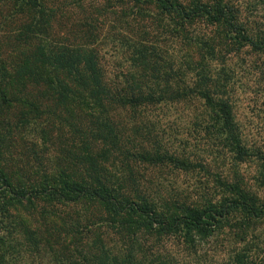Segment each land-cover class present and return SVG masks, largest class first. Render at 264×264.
<instances>
[{
    "label": "trees",
    "instance_id": "16d2710c",
    "mask_svg": "<svg viewBox=\"0 0 264 264\" xmlns=\"http://www.w3.org/2000/svg\"><path fill=\"white\" fill-rule=\"evenodd\" d=\"M52 1L0 0V31L10 23L17 25L14 36L0 38V158L8 146L22 149L16 138L21 140L30 124L46 117L55 119L60 130L84 139L83 152L96 145L102 153L96 159L85 153L70 158L71 163L87 164L83 174L69 167L51 174L39 163L41 174L36 178L19 176L13 182L0 171V264H21L27 254L47 255L54 264H179L161 245L163 238H176L195 251L233 211L248 223L260 219L264 202L220 177L216 182L232 192L233 199L201 209L182 204L176 208L179 214H161L139 191L137 203L119 191L118 181L104 172L100 158L120 160L127 170L133 162L187 172L204 165L165 146L150 130L140 134L141 142L131 148L128 129L113 121L117 111L139 116L138 110L144 108L198 104L208 113L202 125L217 140V149L239 163L251 155L241 143L231 104L213 75H204L190 64L182 71L166 63L165 53L142 39L128 42L132 50L128 60L136 71L127 70L113 80L97 52L45 41L58 12L50 6ZM125 1L155 8L158 19L172 22L169 30L177 36L196 20L223 26L226 47L248 46L264 65L263 37L242 35L237 18L222 0H117V4ZM112 11L106 8L98 16L105 18ZM96 20H86L83 26L90 32ZM203 47L206 56H216L212 41H204ZM190 70L197 71V79L189 75ZM189 80L191 84L186 83ZM76 109L89 111L88 123L79 118L71 121L77 119ZM143 129L133 126L131 131L138 134ZM80 205L87 207L75 218L67 215L65 209ZM17 210L26 211L29 218L36 215L37 227L28 228L17 220Z\"/></svg>",
    "mask_w": 264,
    "mask_h": 264
},
{
    "label": "rangeland",
    "instance_id": "374dc122",
    "mask_svg": "<svg viewBox=\"0 0 264 264\" xmlns=\"http://www.w3.org/2000/svg\"><path fill=\"white\" fill-rule=\"evenodd\" d=\"M222 1L237 18L239 27H242V35L253 38L261 36L264 39V0ZM123 4L118 5L117 0H53L50 6L58 12L45 41L57 46L97 52L100 64L113 80L127 70L132 73L136 71L128 60L132 51L128 48V42L130 44L131 41L142 39L148 40V43L143 41L145 45L155 46L161 53H165L166 63L182 71L190 64L200 72L203 70L204 75H213L231 104L241 143L251 156L244 162H234L224 149H217V140L208 136L202 125L208 113L201 111L198 104L162 106L140 109L139 116L117 111L113 121L122 123L128 129L127 136L134 145L131 148H136L141 142L140 134L150 130L155 139L167 147L176 148L178 154L201 163L204 169L175 171L168 166L147 167L133 162L127 170L120 160L100 158L104 172L118 181L119 191L134 203L138 201L136 193L139 191L163 215L179 214L176 208L182 204L201 209L209 203L219 205L223 200L233 199L235 195L225 192L216 182L219 177L226 180L228 185L238 186L263 203L262 58L245 45L226 47L223 42L226 30L223 26L212 27L205 21L196 20L177 36L173 30H169L173 26L172 22L158 19L155 8L139 7L126 1ZM4 8L7 9V6L1 9ZM106 8L115 12L105 15V18L98 16ZM96 18L89 32L83 24L86 20ZM16 28L17 25L12 23L5 26L0 31V38L3 40L6 36H14ZM207 40L212 41L219 50L215 52L216 59L205 55L203 42ZM188 73L195 77L197 71L190 70ZM186 83H190V80ZM88 113V110L76 109L74 114L77 119L71 118V121H78L79 118L88 123ZM50 123L54 129L49 126ZM133 126L144 129L135 134L131 131ZM20 136L21 140L17 137L16 141L20 142L22 149L8 146L0 158V171L13 182L14 179H20L19 176L25 179L36 178L41 174L39 163L47 173L56 174L60 168L69 167L83 174L87 164L71 163L70 158L85 153L96 159L102 153L96 145L94 148L91 145L89 150L85 147L83 152L80 142L84 139L80 141L81 138L69 133L68 129L60 130V125L51 117L30 124ZM86 207L80 205L65 210L68 216L75 218V213H81ZM14 215L28 228L37 227L36 221L39 219L36 215L29 218L24 210H17ZM163 239L161 245L179 264H264V214L260 219L248 223L239 212H231L222 227L205 238L195 251L186 249L176 238ZM21 258V264H54L47 255L41 258L27 254Z\"/></svg>",
    "mask_w": 264,
    "mask_h": 264
}]
</instances>
